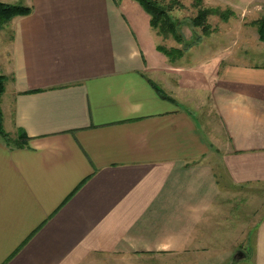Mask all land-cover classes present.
<instances>
[{"label": "crops", "instance_id": "1", "mask_svg": "<svg viewBox=\"0 0 264 264\" xmlns=\"http://www.w3.org/2000/svg\"><path fill=\"white\" fill-rule=\"evenodd\" d=\"M0 3L31 9L0 29V264L210 262L264 190V66L174 67L132 0ZM250 244L264 264V215Z\"/></svg>", "mask_w": 264, "mask_h": 264}, {"label": "rangeland", "instance_id": "2", "mask_svg": "<svg viewBox=\"0 0 264 264\" xmlns=\"http://www.w3.org/2000/svg\"><path fill=\"white\" fill-rule=\"evenodd\" d=\"M164 1L165 3H169L170 0ZM177 1L185 8L182 10H173L170 16L172 20L176 21L178 24V30L183 40L182 44H177L171 37L168 39L158 37L156 40V43L158 41V44L165 48L174 47L177 49H184L182 58L174 59L171 62L167 59L174 67L180 66V68H182L181 66H192L196 69L202 68L203 70L207 69V71H209V69L213 68L215 63H220L221 66L233 62L239 65L264 66V43L258 40L255 26V22L264 16V0ZM135 5L137 7L136 9L143 15H146L137 3ZM197 7L228 11L230 15L225 22L220 20L217 16H210L208 18V23L211 26L212 33L208 37H204L200 30L194 28L191 24V18L195 16L198 9ZM147 16L148 15H146V17ZM152 31L151 29V32ZM186 106L195 114V119L200 124L203 134L205 132H210V130H215L216 127L219 129L215 116H212V113L209 111L210 105L208 102L203 103L199 100L191 99V101L188 100L186 102ZM216 136V138L219 139L222 135ZM222 138H224V136H222ZM234 200H236L235 207L237 211L231 214L233 223L231 224L232 230L223 231L220 241L219 239L214 240L211 238L215 241V244H212L214 241L209 243L212 244V246L209 251L210 254L206 255L212 260L206 262V264L231 263V260L226 262L228 255L226 246H230V244L233 243V234H235V232H237L238 238L236 241L237 248L243 252L247 250V253L250 255L253 252V246H251L250 242L255 235L259 220L264 215V190H254L253 188V190L237 194V197L233 198L231 202ZM216 231L214 229L213 231L209 229L206 230V233L210 235V232L215 233ZM216 234H218V231ZM246 237H248V239Z\"/></svg>", "mask_w": 264, "mask_h": 264}, {"label": "trees", "instance_id": "3", "mask_svg": "<svg viewBox=\"0 0 264 264\" xmlns=\"http://www.w3.org/2000/svg\"><path fill=\"white\" fill-rule=\"evenodd\" d=\"M149 16V26L156 32L158 37L168 39L171 37L177 44H182L183 40L178 30V24L173 21L170 14L173 10H182L185 7L177 0H170L165 3L164 0H133ZM199 5V4H196ZM195 16L191 18V24L194 28L200 30L204 37L212 33L211 26L208 23L210 16H217L222 21H227L230 15L228 11H219L217 9H206L197 7ZM31 12V9L21 5H9L0 3V29L11 19L17 16H25ZM258 40L264 43V16L255 22ZM157 51L164 55L170 62L174 59L183 57L184 49L174 47L165 48L161 45L156 47ZM5 77L0 75V98L4 92ZM159 95L167 98L159 89H156ZM168 99V98H167ZM0 137L11 142L9 136L3 129V115L0 108ZM68 200V199H67Z\"/></svg>", "mask_w": 264, "mask_h": 264}, {"label": "water", "instance_id": "4", "mask_svg": "<svg viewBox=\"0 0 264 264\" xmlns=\"http://www.w3.org/2000/svg\"><path fill=\"white\" fill-rule=\"evenodd\" d=\"M246 258L245 252L237 250L231 258V264H237L242 262Z\"/></svg>", "mask_w": 264, "mask_h": 264}]
</instances>
